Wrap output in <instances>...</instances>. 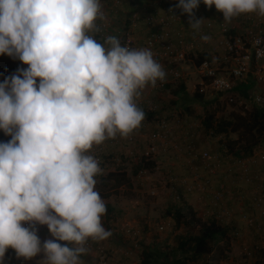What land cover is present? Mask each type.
I'll list each match as a JSON object with an SVG mask.
<instances>
[{
  "label": "clouds",
  "instance_id": "obj_1",
  "mask_svg": "<svg viewBox=\"0 0 264 264\" xmlns=\"http://www.w3.org/2000/svg\"><path fill=\"white\" fill-rule=\"evenodd\" d=\"M201 3L226 23L264 17V0H178L196 32ZM104 20L102 0H0V56L28 65L0 82V131L11 137L0 142V264L9 248L26 260L43 253L38 264H83L88 242L112 235L89 153L142 125L137 98L167 73L149 48L97 40ZM37 225L55 239L42 243Z\"/></svg>",
  "mask_w": 264,
  "mask_h": 264
},
{
  "label": "built area",
  "instance_id": "obj_2",
  "mask_svg": "<svg viewBox=\"0 0 264 264\" xmlns=\"http://www.w3.org/2000/svg\"><path fill=\"white\" fill-rule=\"evenodd\" d=\"M142 1V8L131 13L125 26L118 30L117 38L122 45L130 48H149L166 71V80L158 81L155 87H146L137 98L138 106L145 112V119L137 130L126 138L117 136L94 146L90 154L99 160L102 168L104 155L111 143L129 144L126 154L137 164L142 163L139 177L153 170L147 165L159 170L163 157L172 156L176 162L183 161L188 172L183 176L172 175L169 182L182 186L188 194L208 198L212 209L204 211L207 219L226 226L233 220L237 210L238 217L249 228L259 229L257 218L244 209L249 201L247 195L242 193L234 198L236 204L231 208L229 200L233 197L229 196L228 186L223 184L214 187L212 177L221 175L229 179L231 185L245 183L253 186L256 181L250 202L252 207L264 214V177L260 172L253 175L254 170L264 166V138L248 153L242 152L238 156L235 154L238 147L235 152L231 151L225 134L206 125L205 119H197L179 110L165 116L159 112L162 110L164 94H170L179 83L186 81L184 65L194 67L201 79L200 84L214 92L217 103L243 101V104L249 102L264 107V17L255 13L243 14L226 23L223 13L216 10L215 6L209 8L201 3L195 15L205 21L201 31L196 32L190 28L188 15L175 8L178 0ZM102 4L106 20L99 22L102 30L96 35L103 43L107 36H112V31L110 8L103 1ZM122 4L123 0H111L110 7L118 10ZM141 24L144 25L145 36L139 38L137 29ZM202 35H208L211 39L204 41ZM250 84H253L252 88L246 95L242 94L241 87ZM204 135L217 139L220 150L199 147L194 143L195 139H202ZM143 139L146 140L144 147L136 148ZM115 160L116 167L124 165L123 157L117 156ZM175 195L176 199L180 198L179 192L176 191ZM169 225L163 223L159 228L164 230ZM24 226L28 225L25 223ZM233 233L236 237L240 236L238 229ZM103 241H96V244L89 241L87 245L89 249H96L102 260L105 259ZM243 250L245 255H253L251 250ZM119 251L127 253L123 249L116 252Z\"/></svg>",
  "mask_w": 264,
  "mask_h": 264
},
{
  "label": "rangeland",
  "instance_id": "obj_3",
  "mask_svg": "<svg viewBox=\"0 0 264 264\" xmlns=\"http://www.w3.org/2000/svg\"><path fill=\"white\" fill-rule=\"evenodd\" d=\"M102 1L105 6L110 8L109 19L112 36L116 37L118 30L125 26L131 13L135 9L142 8L143 5L142 0L136 2L134 0H123V4L118 10H112L110 7L111 0ZM137 36L139 38L145 36L143 24L137 29ZM96 39L102 43L97 35ZM27 67L28 65L23 64L19 59H13L7 54L0 56V82L6 77L16 74L18 69H26ZM184 69L186 73V89L190 97H193L197 90L205 91V97L203 100L189 103L190 110H187L178 103V95L172 89L170 94L165 93L163 96L162 110L159 112L161 116L179 110L200 120H206L208 116L212 115L214 117L212 121L216 123V121L218 122L221 119L229 120L234 118L237 114H243L253 108V104L249 102L243 104V101L234 104L217 103L214 92L200 84L201 79L198 77L194 67L192 65H184ZM171 101H176L177 103L173 104ZM222 133L225 134L226 139L241 149L247 145L252 146L255 142V138L243 130ZM10 139V136L0 131V142H7ZM198 141L201 144L209 141L211 149H219L220 142L215 138H209L204 135L202 139L196 140V142ZM145 144L146 141L143 139L136 148L144 147ZM129 147L130 145L126 143L118 145L111 143L107 153L104 155L102 163L103 174L97 177L96 187L107 205V213L102 217V223L106 230L111 231L112 235L103 241L105 259L102 260L100 258L96 249H90L87 255L82 256L83 264H142L145 259L142 255L145 246L150 247L152 251H167L173 257L176 255L180 256V253L176 251L177 237L189 231H197V228L190 230L192 226L186 225L183 220L181 222L176 221L173 213L178 208L176 205H179L180 199H176L175 192H179L180 196L188 202V205L196 211L197 216L203 219H207L203 214L204 211L207 208L212 209L208 198L200 197L196 194H188L182 186L169 182L172 175L183 176L187 174L188 169L183 164V161L176 162L172 156L163 157L159 170L153 167L149 174L139 177V170L135 171L138 164L126 154ZM199 147H207V145ZM117 156L123 157V166H115ZM114 171L119 173L118 178H111L110 173ZM122 173H125V175ZM231 222L229 221L227 225L225 224L229 229L230 225H232ZM163 223H170V225L166 229L160 230L159 227ZM37 227L42 243L48 239H55L46 225H37ZM229 237H231V241L237 239L231 229ZM230 240L228 242L220 241L214 246L211 254L204 256L197 263L190 262L189 264H226L227 258L229 257L230 259L234 255L230 250ZM93 242L96 244V241ZM119 249H123L127 253H123V251L116 252ZM164 254L156 257L158 259L156 264H169L164 258ZM242 254L244 255V250ZM249 257L258 258V251L253 250V255ZM42 259H44L43 253L31 260L18 258L15 250L9 248L4 264H38Z\"/></svg>",
  "mask_w": 264,
  "mask_h": 264
},
{
  "label": "trees",
  "instance_id": "obj_4",
  "mask_svg": "<svg viewBox=\"0 0 264 264\" xmlns=\"http://www.w3.org/2000/svg\"><path fill=\"white\" fill-rule=\"evenodd\" d=\"M253 84L241 87L242 94L246 95L248 90L252 88ZM178 95V103L181 104L187 110L189 109L188 104L196 100H203L205 97V91H196L193 97H190L185 82L179 83L175 88H173ZM176 104V101H171ZM176 102V103H175ZM214 117L212 115L208 116L205 124L216 128L217 132L228 133L230 131L237 132L238 130H243L247 134L252 135L255 138L254 144L247 145L244 148H238L236 151V146L229 141V146L231 151L235 152L236 155L240 156L242 152L248 153L252 147L260 143L264 138V108L261 106L253 105V108L245 111L243 114H237L236 117L227 119H221L220 121H212ZM148 168L152 169L153 165H147ZM142 167V163L138 164L136 170ZM125 175V173H122ZM111 178H118L119 173L114 171L110 173ZM180 202L178 208L175 209L173 216L177 222L182 220L186 222V225L192 226V228H197V231L186 232L177 237L176 251L180 253V256H172L171 253L165 251H152L150 247H144L142 255L145 259L142 264H156L161 254H164V258L169 264H189L197 263L204 256L209 255L213 252L214 246L220 241L224 240L228 242L230 240L229 232L230 229L224 225L217 223L212 219H203L197 216L196 211L188 205V202L180 196ZM178 199V200H179Z\"/></svg>",
  "mask_w": 264,
  "mask_h": 264
},
{
  "label": "crops",
  "instance_id": "obj_5",
  "mask_svg": "<svg viewBox=\"0 0 264 264\" xmlns=\"http://www.w3.org/2000/svg\"><path fill=\"white\" fill-rule=\"evenodd\" d=\"M205 142L206 143L201 144L200 141H194V143L199 146H204L206 144L207 147L211 148L209 141ZM217 150H220V148L216 149L215 151ZM257 172H260V174H262L264 177V166L261 167V169L254 170L253 175ZM228 180L229 179H224L223 177H221V175L212 177L214 187H219L220 185L226 184L228 186V189L230 190L229 196L233 197V199H236L240 194L245 193L249 198V201L244 205V209L251 215H254L257 218V221H259L258 225H260L259 229H257L256 227L249 228L243 221L240 220V218L238 217V211L236 210V214L231 222L232 225H230V229L232 232L235 229H238L240 232V236H238L237 239H233L232 241L230 240V250L231 253L234 255H232L230 259L229 257L227 258L228 261H226V264H264V215H262L260 210L252 207L250 202V199L253 195L254 187L256 188V181H254L255 183L252 186L247 184L231 185ZM233 199H228L229 206L231 208H234L236 204L235 199ZM245 248L251 250L252 252L253 250L256 252L258 251V258L254 259L249 257L248 255H243V249Z\"/></svg>",
  "mask_w": 264,
  "mask_h": 264
},
{
  "label": "bare ground",
  "instance_id": "obj_6",
  "mask_svg": "<svg viewBox=\"0 0 264 264\" xmlns=\"http://www.w3.org/2000/svg\"><path fill=\"white\" fill-rule=\"evenodd\" d=\"M264 108V107H263ZM146 141V140H145Z\"/></svg>",
  "mask_w": 264,
  "mask_h": 264
}]
</instances>
